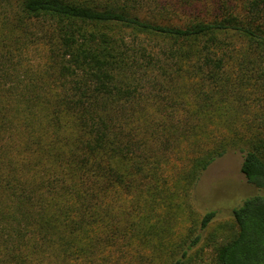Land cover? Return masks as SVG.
<instances>
[{
	"label": "trees",
	"instance_id": "trees-1",
	"mask_svg": "<svg viewBox=\"0 0 264 264\" xmlns=\"http://www.w3.org/2000/svg\"><path fill=\"white\" fill-rule=\"evenodd\" d=\"M0 264H264V0H0Z\"/></svg>",
	"mask_w": 264,
	"mask_h": 264
},
{
	"label": "rangeland",
	"instance_id": "rangeland-1",
	"mask_svg": "<svg viewBox=\"0 0 264 264\" xmlns=\"http://www.w3.org/2000/svg\"><path fill=\"white\" fill-rule=\"evenodd\" d=\"M243 160V152L231 150L210 165L196 188L202 211L218 209L216 219L227 217L247 196L259 192L243 174Z\"/></svg>",
	"mask_w": 264,
	"mask_h": 264
}]
</instances>
